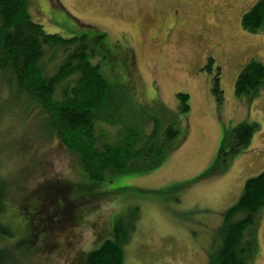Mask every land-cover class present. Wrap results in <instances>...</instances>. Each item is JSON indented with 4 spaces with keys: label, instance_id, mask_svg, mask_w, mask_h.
I'll return each mask as SVG.
<instances>
[{
    "label": "rangeland",
    "instance_id": "374dc122",
    "mask_svg": "<svg viewBox=\"0 0 264 264\" xmlns=\"http://www.w3.org/2000/svg\"><path fill=\"white\" fill-rule=\"evenodd\" d=\"M29 1L30 16L48 33L87 35L95 46L93 27L105 34L93 61L111 84V102L123 105L111 117L116 125L109 127L110 134L120 133L117 123L124 129L136 122L135 130H148L154 120L172 125L179 130L176 138L185 139L153 173L131 171L104 183L113 196L89 199V210L79 212L75 226L39 232L58 209L37 188L45 185L39 191L44 194L52 182L80 181V162L57 136L36 138L44 133L26 124L35 112L30 117L23 107L7 110L0 117V155L12 189H18L11 191L6 212L17 232L14 241L24 243L17 256L32 264H80L82 253L114 237L115 221L135 213L139 220L125 247L126 264H209L222 246L226 212L239 201L247 180L264 172V86L241 95L236 91L249 61L264 64V26L249 33L242 25L258 0ZM218 75L221 94L215 91ZM179 93L189 94L187 112ZM29 107L34 109L31 100ZM19 116L27 120L22 125L15 120ZM243 123L259 124L251 145L225 157L222 149L238 141L236 130ZM15 134L22 141L14 142ZM85 180L95 183L87 175ZM38 206L42 211L34 212ZM260 223L249 264H264V213ZM46 243L51 248L41 253Z\"/></svg>",
    "mask_w": 264,
    "mask_h": 264
},
{
    "label": "trees",
    "instance_id": "16d2710c",
    "mask_svg": "<svg viewBox=\"0 0 264 264\" xmlns=\"http://www.w3.org/2000/svg\"><path fill=\"white\" fill-rule=\"evenodd\" d=\"M29 2L0 0V117L6 116L7 110L13 113L14 107L26 108L30 117L35 112V119L26 124L37 126L36 130L44 133L41 137L35 135L36 138L50 141L57 136L67 152L77 156L80 162V181L52 182V190L45 195L39 192L45 185L37 188L38 194L48 196L58 209V214L46 218L44 226L38 230L51 233L75 226L81 219L79 212L84 208L89 210L91 204L88 202L92 197L113 196L104 189V183L114 176L131 171L142 175L153 173L181 146L185 137L179 140L176 138L178 129L170 124L162 126V122L153 119L148 130L144 127L135 130L136 122L126 124L124 129L117 123L120 133L110 134L109 127L116 125L111 117L123 105L119 107L117 102H111V84L101 65L93 61L105 34L93 27L98 31L96 47L87 35L67 38L48 33L30 16ZM242 25L249 33H258L262 29L264 0H258L243 15ZM262 86L264 64L251 60L239 75L237 94L257 91ZM215 91L222 93L219 75L215 80ZM9 97H12L11 103L7 101ZM178 98L182 111H189V94L179 93ZM30 100L34 109L29 107ZM15 120L19 125L27 121L20 116ZM258 127L257 123L241 124L236 130L238 141L230 148L226 147L227 152L222 149V155L237 153L240 147L248 148ZM18 140L22 141V138L15 134L13 141L17 143ZM20 151L26 153L21 144ZM1 165L0 155V264H32L23 255L17 256L19 246L24 243L14 241L17 232L6 212L18 189H12V178L9 179L11 176L5 174ZM86 175L95 183L88 184ZM17 183L18 188L20 179ZM23 185L24 182L19 190H23ZM11 191L15 193L10 195ZM38 210L42 211L40 206L34 212L38 213ZM263 213L264 172L247 180L239 201L226 212L222 246L211 256L209 264H249L254 260L258 247L257 229L259 231ZM138 220L139 216L134 213L115 221L114 237L101 247L82 253L80 264H126L125 247L132 239ZM53 223L57 225L53 226ZM37 236L35 233L27 242L28 247H32ZM50 248L51 244L46 243L38 250L46 253Z\"/></svg>",
    "mask_w": 264,
    "mask_h": 264
},
{
    "label": "flooded vegetation",
    "instance_id": "af4514ba",
    "mask_svg": "<svg viewBox=\"0 0 264 264\" xmlns=\"http://www.w3.org/2000/svg\"><path fill=\"white\" fill-rule=\"evenodd\" d=\"M157 2H162L161 0H159V1H152V0H150V3L152 4V3H157ZM137 4V3H136ZM156 43V39L153 41V45Z\"/></svg>",
    "mask_w": 264,
    "mask_h": 264
}]
</instances>
